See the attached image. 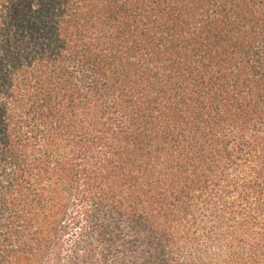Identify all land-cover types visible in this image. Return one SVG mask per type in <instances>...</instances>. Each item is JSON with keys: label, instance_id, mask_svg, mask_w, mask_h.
I'll return each mask as SVG.
<instances>
[{"label": "trees", "instance_id": "trees-1", "mask_svg": "<svg viewBox=\"0 0 264 264\" xmlns=\"http://www.w3.org/2000/svg\"><path fill=\"white\" fill-rule=\"evenodd\" d=\"M0 264H264V0H0Z\"/></svg>", "mask_w": 264, "mask_h": 264}]
</instances>
